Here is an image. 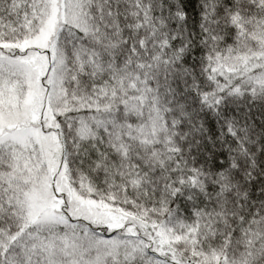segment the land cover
<instances>
[{"label":"snow or ice","instance_id":"6c2138e0","mask_svg":"<svg viewBox=\"0 0 264 264\" xmlns=\"http://www.w3.org/2000/svg\"><path fill=\"white\" fill-rule=\"evenodd\" d=\"M0 264H264V0H0Z\"/></svg>","mask_w":264,"mask_h":264}]
</instances>
